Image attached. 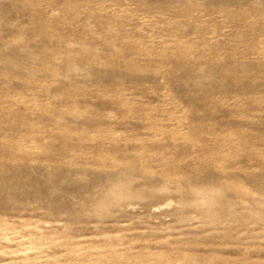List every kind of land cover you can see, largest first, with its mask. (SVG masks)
Segmentation results:
<instances>
[{
	"label": "rangeland",
	"instance_id": "obj_1",
	"mask_svg": "<svg viewBox=\"0 0 264 264\" xmlns=\"http://www.w3.org/2000/svg\"><path fill=\"white\" fill-rule=\"evenodd\" d=\"M0 264H264V0H0Z\"/></svg>",
	"mask_w": 264,
	"mask_h": 264
}]
</instances>
